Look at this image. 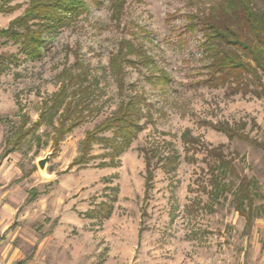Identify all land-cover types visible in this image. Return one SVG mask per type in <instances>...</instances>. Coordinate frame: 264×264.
<instances>
[{
  "label": "rangeland",
  "instance_id": "rangeland-1",
  "mask_svg": "<svg viewBox=\"0 0 264 264\" xmlns=\"http://www.w3.org/2000/svg\"><path fill=\"white\" fill-rule=\"evenodd\" d=\"M30 2L0 0V29ZM83 2L85 14L44 36L38 59L0 40V55L17 59L0 75V157L22 114L29 116V125L39 119L43 101L60 87L63 69L77 61L97 89L94 116L60 143L56 155L53 131L44 126L16 152L0 158V194L16 209L9 227L16 237L15 263L264 264V150L230 141L209 126H245L251 140L264 142V95L233 94L228 85L214 88L208 74L201 19L223 0H126L118 18L112 0ZM254 2L257 9L264 6V0ZM124 39L145 56L128 58L140 64H123L122 97L110 61ZM134 93L145 95L147 107L143 130L130 149L112 162L107 147L94 145L90 155L97 158L71 168L86 132ZM186 130L206 147L223 146L239 174L253 183L256 210L250 230L231 195L213 197L211 162L205 153H186L181 138ZM144 149L153 150L156 163L147 195ZM173 151L179 155L174 169L163 160ZM47 155L43 175L37 163ZM103 206L111 211L107 218Z\"/></svg>",
  "mask_w": 264,
  "mask_h": 264
},
{
  "label": "trees",
  "instance_id": "trees-1",
  "mask_svg": "<svg viewBox=\"0 0 264 264\" xmlns=\"http://www.w3.org/2000/svg\"><path fill=\"white\" fill-rule=\"evenodd\" d=\"M7 2L10 0H6ZM126 0H112L114 17L118 18ZM0 11L3 9L0 7ZM8 11V10H7ZM9 12V11H8ZM87 12L83 0H31L24 13L12 20L7 28L0 29V40L12 42L20 46V52L28 59H38L42 55L46 34L68 28L80 16ZM205 41L202 44L208 60V71L212 87L228 85L233 94L252 95L262 98L264 95V6L257 9L254 0H223L216 9L211 10L201 19ZM131 55L139 58L145 56L143 50L129 40H122L117 55L110 61V72L114 76L118 94H126L123 64H140L139 60L128 59ZM16 57L0 55V75L10 64L16 62ZM148 63H152L149 59ZM80 69L75 73L74 69ZM162 78H166L165 75ZM94 80L89 79L88 72L77 61L74 66L65 68L60 74V87L42 103L39 119L30 124L27 114L21 115V123L12 139L6 141L4 155L16 152L21 145L36 132L46 126L52 129V149L56 155L60 143L74 130L83 125L97 111L93 100L97 98ZM147 99L142 93H134L123 99L111 116L104 119L93 130L86 132L82 141L80 154L71 164L86 167L96 159L90 155L94 145L107 147V156L111 161L130 149L132 143L142 132L141 125L146 117ZM212 129L226 136L230 141L235 139L262 148L264 142L251 140L244 133L245 126L229 123H210ZM111 133L112 137H106ZM186 153L201 152L211 162L210 185L215 198L231 195V204L239 215L245 218L246 228L253 226L255 191L251 180L242 177L233 161L228 159L223 146H204L198 137L190 130L182 135ZM146 162V195L152 188L156 163L153 150H143ZM163 159V158H162ZM163 160L166 166L175 168L179 161L178 153H170ZM160 161V159H159ZM113 164V163H112ZM111 164L102 163V167ZM231 179L237 182L231 181ZM35 197V195H34ZM227 198V197H225ZM102 211L109 217L110 210L103 206ZM18 264H24L19 262Z\"/></svg>",
  "mask_w": 264,
  "mask_h": 264
},
{
  "label": "crops",
  "instance_id": "crops-1",
  "mask_svg": "<svg viewBox=\"0 0 264 264\" xmlns=\"http://www.w3.org/2000/svg\"><path fill=\"white\" fill-rule=\"evenodd\" d=\"M3 194H0V264H17L15 261L18 249L12 245L16 237L9 229L10 221L15 218L16 209L14 203Z\"/></svg>",
  "mask_w": 264,
  "mask_h": 264
},
{
  "label": "water",
  "instance_id": "water-1",
  "mask_svg": "<svg viewBox=\"0 0 264 264\" xmlns=\"http://www.w3.org/2000/svg\"><path fill=\"white\" fill-rule=\"evenodd\" d=\"M49 158H50V155H47L44 159L39 160L38 163H37L40 171L43 172L42 173L43 175H45L44 172H45L46 164L48 163Z\"/></svg>",
  "mask_w": 264,
  "mask_h": 264
},
{
  "label": "built area",
  "instance_id": "built-area-1",
  "mask_svg": "<svg viewBox=\"0 0 264 264\" xmlns=\"http://www.w3.org/2000/svg\"><path fill=\"white\" fill-rule=\"evenodd\" d=\"M0 253H1V251H0Z\"/></svg>",
  "mask_w": 264,
  "mask_h": 264
}]
</instances>
